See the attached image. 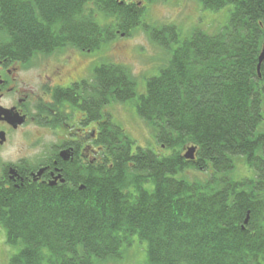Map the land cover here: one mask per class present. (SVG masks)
I'll return each mask as SVG.
<instances>
[{
	"label": "trees",
	"instance_id": "obj_1",
	"mask_svg": "<svg viewBox=\"0 0 264 264\" xmlns=\"http://www.w3.org/2000/svg\"><path fill=\"white\" fill-rule=\"evenodd\" d=\"M200 3L229 9L227 21L181 42L175 25L150 27L149 37L169 58L146 79L144 93L125 66L94 68L83 93L89 105L97 98L101 162L83 166L82 190L0 188V226L18 248L10 264L116 261L133 235L145 242L148 264H264V61L257 71L264 0ZM138 5L0 0V55L25 58L66 45L95 50L142 24ZM125 102L167 153L135 145L104 113L110 103ZM188 146L196 147L194 160L183 157ZM236 159L253 175L234 178Z\"/></svg>",
	"mask_w": 264,
	"mask_h": 264
},
{
	"label": "flooded vegetation",
	"instance_id": "obj_2",
	"mask_svg": "<svg viewBox=\"0 0 264 264\" xmlns=\"http://www.w3.org/2000/svg\"><path fill=\"white\" fill-rule=\"evenodd\" d=\"M67 47L25 58L0 55V188L36 185L59 194L68 188L82 190L83 166L101 162L103 121L97 119L96 96L89 105L83 93L93 72L90 79L78 72ZM9 148L14 154L7 153ZM5 155L14 162L5 163Z\"/></svg>",
	"mask_w": 264,
	"mask_h": 264
},
{
	"label": "rangeland",
	"instance_id": "obj_3",
	"mask_svg": "<svg viewBox=\"0 0 264 264\" xmlns=\"http://www.w3.org/2000/svg\"><path fill=\"white\" fill-rule=\"evenodd\" d=\"M143 6L142 24L134 29L130 34L114 36L112 40L102 44L99 48L91 52L77 51L73 46L67 45L65 52L73 55V65L82 74L88 73L101 63L120 64L125 66L134 77L137 84V93L145 92L146 79L157 75L164 67L169 53L166 48L159 46L152 41L148 29L150 27L176 26L178 28L181 42L185 37L191 35L195 29L204 31H215L225 24L229 16V9L221 11H210L201 6L200 0H139ZM177 46L170 45L172 50ZM73 51V54L71 53ZM80 52L82 54H80ZM106 113L111 117L113 123L118 124L125 133L140 147L152 148L157 152L161 151L155 142L154 131L142 121L136 113L133 103H110L105 108ZM264 116V100L262 102ZM259 130L264 131V119ZM18 153H21L22 142L18 140ZM15 149L9 148L8 154H14ZM184 153V152H183ZM253 172L247 167L242 159L235 160L234 178L250 177ZM192 177V174H187ZM5 229L0 226V264H10L12 254L18 252V248L6 242ZM146 254V244L137 235L131 237L129 244H124L122 255L116 261L97 262L96 264H148Z\"/></svg>",
	"mask_w": 264,
	"mask_h": 264
},
{
	"label": "water",
	"instance_id": "obj_4",
	"mask_svg": "<svg viewBox=\"0 0 264 264\" xmlns=\"http://www.w3.org/2000/svg\"><path fill=\"white\" fill-rule=\"evenodd\" d=\"M260 53L261 54L259 56L258 65H257V71H258V73H259L260 66H261L262 62L264 61V46H263L262 52H260ZM195 151H196V147L195 146H188L186 148L185 153L183 154V157L186 160H194V158H195ZM247 220H248V216L246 217L244 223H247Z\"/></svg>",
	"mask_w": 264,
	"mask_h": 264
},
{
	"label": "clouds",
	"instance_id": "obj_5",
	"mask_svg": "<svg viewBox=\"0 0 264 264\" xmlns=\"http://www.w3.org/2000/svg\"><path fill=\"white\" fill-rule=\"evenodd\" d=\"M10 159H12L13 162H14V158L9 157L8 155H5V156L3 157V160H4L5 163H8V161H9Z\"/></svg>",
	"mask_w": 264,
	"mask_h": 264
}]
</instances>
